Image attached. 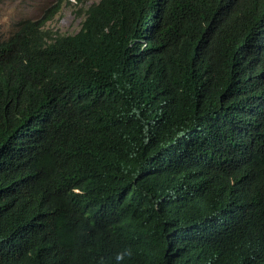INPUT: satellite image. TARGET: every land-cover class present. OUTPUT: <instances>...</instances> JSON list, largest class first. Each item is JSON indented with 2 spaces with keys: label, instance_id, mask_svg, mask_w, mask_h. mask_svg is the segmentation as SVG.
Listing matches in <instances>:
<instances>
[{
  "label": "trees",
  "instance_id": "16d2710c",
  "mask_svg": "<svg viewBox=\"0 0 264 264\" xmlns=\"http://www.w3.org/2000/svg\"><path fill=\"white\" fill-rule=\"evenodd\" d=\"M60 10L0 41V264H264V0Z\"/></svg>",
  "mask_w": 264,
  "mask_h": 264
},
{
  "label": "rangeland",
  "instance_id": "374dc122",
  "mask_svg": "<svg viewBox=\"0 0 264 264\" xmlns=\"http://www.w3.org/2000/svg\"><path fill=\"white\" fill-rule=\"evenodd\" d=\"M101 0H0V41L13 35L25 20L41 21L49 10L60 12L46 24V29L59 35L80 32L86 11Z\"/></svg>",
  "mask_w": 264,
  "mask_h": 264
}]
</instances>
